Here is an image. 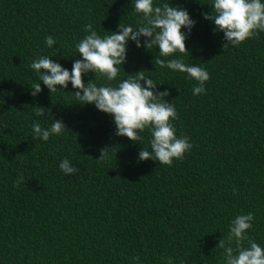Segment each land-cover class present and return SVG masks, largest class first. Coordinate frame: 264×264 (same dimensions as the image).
I'll list each match as a JSON object with an SVG mask.
<instances>
[{
	"label": "trees",
	"instance_id": "1",
	"mask_svg": "<svg viewBox=\"0 0 264 264\" xmlns=\"http://www.w3.org/2000/svg\"><path fill=\"white\" fill-rule=\"evenodd\" d=\"M169 2L196 23L184 41L189 53L167 59L204 68L205 92L194 96L196 81L131 41L111 82L139 74L168 90L176 134L192 148L161 165L138 159L141 148L150 151L147 130L140 143L114 135L112 116L79 104L70 82L50 93L41 81L31 95L33 59L50 56L71 70L84 25L103 36L137 24L130 0H0V264H223L219 239L249 212L248 237L264 248V33L223 48V33L201 15L211 0ZM88 80L105 83L82 74ZM37 107L44 117L33 115ZM51 119H62L64 132L33 138V121L47 127ZM103 148L108 158L96 159ZM64 158L75 174L61 172Z\"/></svg>",
	"mask_w": 264,
	"mask_h": 264
},
{
	"label": "clouds",
	"instance_id": "2",
	"mask_svg": "<svg viewBox=\"0 0 264 264\" xmlns=\"http://www.w3.org/2000/svg\"><path fill=\"white\" fill-rule=\"evenodd\" d=\"M130 5L139 17L135 26L119 23L117 31L101 36L91 24L84 25L87 35L75 44L80 59L73 61L71 70L50 59V56L33 59L28 67L38 76L39 82L31 86V95L41 91V81L50 93L66 89L70 82L79 104H92L97 110L112 116L114 135L126 136L140 143L142 134L147 130L150 151L141 148L139 160L152 159L161 165H171L174 159L183 160L192 144L188 136L176 134L172 123L178 118L176 109L164 99L169 95L168 90L157 91L158 83L139 74L119 79L115 86L111 82L117 80L122 64L126 63L127 46L131 41L137 48L157 49L159 56L166 59H158L156 64L172 72L186 73V79L196 81L192 94H203L205 82L209 79L204 68L195 63L187 65L179 58L167 59L176 53L188 52L184 41L196 21L186 9L171 6L169 0L160 3L156 0H130ZM210 6L211 13L201 15L214 25V33H223V48L237 47L246 39L264 33V0H211ZM44 43L46 47L53 48L56 41L46 36ZM89 72L105 83L98 86L90 80L82 81V74L87 76ZM33 115L44 117V111L37 107ZM51 120L47 127H41L34 120L31 126L33 138L46 142L50 136H59L64 132L66 128L62 119ZM105 149H101L96 159L108 158ZM58 167L65 175L78 171L67 158L62 159ZM22 180L23 177H19L14 183ZM253 220V214L249 212L236 215L229 222L226 238L219 239L218 243L222 249L223 264H264V248L248 237ZM168 264H172L171 260Z\"/></svg>",
	"mask_w": 264,
	"mask_h": 264
}]
</instances>
